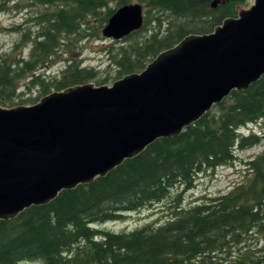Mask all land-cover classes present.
Here are the masks:
<instances>
[{
    "label": "trees",
    "instance_id": "obj_1",
    "mask_svg": "<svg viewBox=\"0 0 264 264\" xmlns=\"http://www.w3.org/2000/svg\"><path fill=\"white\" fill-rule=\"evenodd\" d=\"M137 1L142 27L114 44L106 56L115 70L113 83L142 72L161 52L184 38L208 35L223 21L237 17L248 0H3L38 8L12 51L27 44V57L0 56V107L36 104L52 92L109 77L67 60L53 77L40 70L71 54L81 39L105 40L100 32L119 8ZM7 2V4L5 3ZM215 3V6L213 4ZM122 44V45H121ZM60 61L58 59L57 63ZM56 63V64H57ZM37 90L27 97L25 90ZM264 124V75L246 90H232L198 121L175 138H159L89 184L61 191L45 205L31 206L15 218L0 220V264H264V150L245 163V175L232 188L202 197L184 207L181 197L196 178L233 166L237 150L259 143L241 129ZM175 192L174 197L172 193ZM172 197V198H171ZM171 200L168 218L131 231L115 233L101 225Z\"/></svg>",
    "mask_w": 264,
    "mask_h": 264
},
{
    "label": "water",
    "instance_id": "obj_2",
    "mask_svg": "<svg viewBox=\"0 0 264 264\" xmlns=\"http://www.w3.org/2000/svg\"><path fill=\"white\" fill-rule=\"evenodd\" d=\"M248 2L212 33L184 38L111 86L85 84L30 106L0 107V220L105 176L156 139L177 137L263 76L264 0ZM143 18L142 5L123 6L102 37L121 40Z\"/></svg>",
    "mask_w": 264,
    "mask_h": 264
},
{
    "label": "rangeland",
    "instance_id": "obj_3",
    "mask_svg": "<svg viewBox=\"0 0 264 264\" xmlns=\"http://www.w3.org/2000/svg\"><path fill=\"white\" fill-rule=\"evenodd\" d=\"M3 0H0V2ZM7 4V2H5ZM140 4L137 1L131 3ZM8 10L0 12V56L10 53L11 57H27L29 47L27 44L20 45L15 51L12 48L19 40V35L10 32L8 29L14 26H21L23 29L28 27V19L32 17L38 10L34 6L28 7L25 2H9L7 4ZM141 5V4H140ZM241 6H238L239 8ZM143 15L145 9L142 7ZM238 13V12H237ZM101 35V32H100ZM102 37V35H101ZM103 38V37H102ZM105 39V38H103ZM122 45V44H121ZM76 49L71 54L62 52L59 55L60 61L45 70H40L45 77H53L60 73L66 66L67 60H77L81 62L82 66L92 67L100 72L99 77H109L107 83L104 86H111L113 77L115 76V70L108 65V58L106 56V50L114 46L107 39L97 40L93 39H81L75 44ZM38 95L37 90L33 89L31 92L25 90V95L21 99L27 97H36ZM241 132L245 135L254 132L259 137V143L246 150H237V160L233 166L219 167L213 172H207L199 175L196 178L194 188L190 191L182 194L181 204L184 207L193 205L197 200L202 197H214L219 194L228 192L232 186L243 179L245 173V163L260 154L264 150V124L250 125L245 129H241ZM175 192L172 193L174 197ZM171 197V198H172ZM171 203V200L165 201L162 204H157L154 207H148L146 209L136 211L133 213L125 214L122 221L111 222L101 225L100 229L109 230L115 233L122 231H131L140 228L149 223L161 224L168 218L169 212L166 211V206ZM29 264H38L29 263Z\"/></svg>",
    "mask_w": 264,
    "mask_h": 264
},
{
    "label": "bare ground",
    "instance_id": "obj_4",
    "mask_svg": "<svg viewBox=\"0 0 264 264\" xmlns=\"http://www.w3.org/2000/svg\"><path fill=\"white\" fill-rule=\"evenodd\" d=\"M145 9V8H144ZM146 10V9H145ZM56 92V91H55Z\"/></svg>",
    "mask_w": 264,
    "mask_h": 264
}]
</instances>
